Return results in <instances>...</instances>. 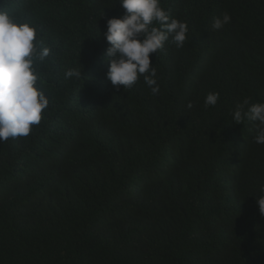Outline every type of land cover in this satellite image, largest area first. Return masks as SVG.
Wrapping results in <instances>:
<instances>
[{"label": "trees", "instance_id": "obj_1", "mask_svg": "<svg viewBox=\"0 0 264 264\" xmlns=\"http://www.w3.org/2000/svg\"><path fill=\"white\" fill-rule=\"evenodd\" d=\"M160 5L188 40L150 56L153 95L143 76L124 90L106 79L119 0H0L51 48L40 123L0 142V264H264V145L231 116L264 102V0Z\"/></svg>", "mask_w": 264, "mask_h": 264}, {"label": "clouds", "instance_id": "obj_2", "mask_svg": "<svg viewBox=\"0 0 264 264\" xmlns=\"http://www.w3.org/2000/svg\"><path fill=\"white\" fill-rule=\"evenodd\" d=\"M119 5L122 14L107 19L106 31L102 34L108 45L106 79L114 89L122 86L124 90L143 76L144 83L155 95L160 86L150 56L162 50L169 40L177 49L184 47L188 40L187 23L171 17L161 7L160 0H119ZM230 21V15L223 13L214 18L212 27L220 30ZM37 37L33 25L0 7V142L27 137L48 107L49 100L38 85L42 77L38 65L50 56L51 48ZM64 77L83 79L81 66L80 70L68 69ZM218 99L219 93H208L204 106H215ZM186 107L191 109L193 105L189 102ZM231 116L236 125L245 121L253 124L254 143L264 145V102L245 99L236 105ZM256 190L258 194L252 198L264 218V183Z\"/></svg>", "mask_w": 264, "mask_h": 264}]
</instances>
